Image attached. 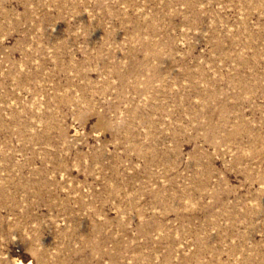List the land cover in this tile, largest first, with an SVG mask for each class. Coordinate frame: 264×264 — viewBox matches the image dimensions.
I'll return each mask as SVG.
<instances>
[{
	"label": "rangeland",
	"instance_id": "1",
	"mask_svg": "<svg viewBox=\"0 0 264 264\" xmlns=\"http://www.w3.org/2000/svg\"><path fill=\"white\" fill-rule=\"evenodd\" d=\"M264 264V0H0V264Z\"/></svg>",
	"mask_w": 264,
	"mask_h": 264
},
{
	"label": "bare ground",
	"instance_id": "2",
	"mask_svg": "<svg viewBox=\"0 0 264 264\" xmlns=\"http://www.w3.org/2000/svg\"><path fill=\"white\" fill-rule=\"evenodd\" d=\"M18 264H33L32 261H19Z\"/></svg>",
	"mask_w": 264,
	"mask_h": 264
}]
</instances>
